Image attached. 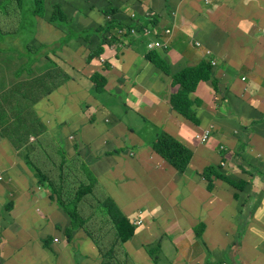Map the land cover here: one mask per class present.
I'll return each mask as SVG.
<instances>
[{
	"label": "crops",
	"instance_id": "0c3cea01",
	"mask_svg": "<svg viewBox=\"0 0 264 264\" xmlns=\"http://www.w3.org/2000/svg\"><path fill=\"white\" fill-rule=\"evenodd\" d=\"M121 2V19L133 17L137 29L104 45V53L89 63V50L81 43L82 56L68 55L71 60L64 62L59 56L41 58L37 51L23 57L24 40L17 27L29 7H0V27H15L0 31V164L15 166V173L27 166L35 179L27 154L36 149L43 154L47 147L40 149L42 144L53 145L76 164L83 182L95 186V202L111 198L128 220L131 216L134 249L126 250L134 264H149L145 249L155 244L160 247L159 263L162 256L173 254L169 264H264V0ZM148 9L155 12L151 18ZM25 59L27 65L22 64ZM203 62L214 72L212 81H200L193 94L195 125L173 110L171 98L179 86L167 74ZM48 72H53L49 85ZM95 72L107 79L98 95L92 93L90 80ZM29 79L43 91L52 85L59 89L39 97L41 113L26 116L15 96L36 100L26 94L23 82ZM62 99L66 105L53 119L50 112ZM16 110L27 120H15ZM206 131L211 132L209 142L201 144L198 137ZM162 133L192 151L188 177H180L153 151ZM210 166H221L225 175L242 181V192L219 180L209 192L202 173ZM10 175L2 182L16 205ZM14 215L8 226L0 227L4 249L15 247L13 259L0 252L2 264H25L21 248L31 243L37 228L34 215ZM87 219L92 239L87 246L93 245L87 250L97 251L92 259L100 264L105 255L98 245L113 236L114 226L101 212ZM137 221L140 227L133 223ZM200 225L205 231L198 240ZM39 231L45 236L44 228ZM54 247V259L41 258L42 264H65L63 247ZM218 250L226 252L223 258L209 259ZM28 262H37L32 253Z\"/></svg>",
	"mask_w": 264,
	"mask_h": 264
},
{
	"label": "trees",
	"instance_id": "16d2710c",
	"mask_svg": "<svg viewBox=\"0 0 264 264\" xmlns=\"http://www.w3.org/2000/svg\"><path fill=\"white\" fill-rule=\"evenodd\" d=\"M45 0H33V3L23 15L21 22V29H25L27 21L33 16L45 18L48 24L54 25L56 29L64 33L62 44L71 41H80L85 39L88 43H96L94 50H89L86 62L89 63L95 58H99L104 53V45L113 44L118 40L121 30L126 29L125 34L131 35V29L138 27L139 23L133 17H126L122 20L119 16L122 13L120 7L111 6L103 10L106 15V20L103 24H98L96 28L87 30H76L71 21L66 20V14L61 11V6L55 4L53 11L48 15L45 10ZM110 39V40H109ZM80 43V42H79ZM36 45V44H34ZM42 47H47L42 45ZM36 50V46H32ZM36 58L30 57L31 62H35ZM49 71V70H48ZM213 68L210 63H201L195 67L185 68L175 75L167 74L172 78L173 86H179V92L171 98V106L175 112L186 120L197 125L195 118L193 94L196 91L197 85L200 81H207L211 78ZM92 92L97 94L105 89L107 79L99 73H94L91 78ZM53 82V72H48L47 83ZM215 84V83H214ZM56 86H51L47 89L46 94L49 95L55 90ZM4 111L7 110L4 108ZM14 119L22 122L27 120L19 111H15ZM49 143L42 144L40 149H44ZM39 148V147H38ZM153 151L159 155L165 162L173 167L179 175L189 169L193 158L192 151L183 145L180 141L173 139L169 135L162 133L159 138L152 145ZM224 150L225 148H221ZM36 149L34 153H28L30 161L33 158L40 160L41 169L34 171L36 184L49 194L51 200H55L56 204L62 208L69 218L71 224L65 231V237L68 243L73 240V231L76 229H83L87 232L88 215L92 212L99 213L109 217L115 230L113 236L104 238L100 241L98 249L102 256L100 264H134L126 246L129 245L130 240L134 238L136 228L130 225L126 217L116 208L115 202L111 198L106 200H95V186L87 185L82 180L76 164L71 165L66 157H54L46 151L38 153ZM27 160V159H26ZM202 178L207 182V189L211 191L215 180L222 181L237 192L241 191L242 181H237L232 176L225 175L221 166H210L202 173ZM6 177L2 180L5 181ZM205 231V226L200 225L197 230L196 238L201 240ZM111 235V234H110ZM90 238V237H89ZM53 236L48 235V239L44 245L48 247L53 242ZM91 239V238H90ZM92 240V239H91ZM97 244V242H96ZM108 247L103 249V247ZM69 247H63V251ZM70 249V248H69ZM71 250V249H70ZM72 251V250H71ZM107 251V253H105ZM147 255L151 258L154 264H159L160 247L158 244L146 247ZM1 252V247H0ZM73 253H77L72 251Z\"/></svg>",
	"mask_w": 264,
	"mask_h": 264
},
{
	"label": "rangeland",
	"instance_id": "374dc122",
	"mask_svg": "<svg viewBox=\"0 0 264 264\" xmlns=\"http://www.w3.org/2000/svg\"><path fill=\"white\" fill-rule=\"evenodd\" d=\"M13 3H19L29 7L32 5L33 0H0V7L5 8L6 6ZM55 4L61 6V11L66 14V20L71 21L73 23V27L78 31L83 29L87 30L93 27L95 29L98 24H103L106 20V15L104 14L103 10L111 6H117L121 9H124L125 6L121 0H45L44 5L48 15L53 11V6ZM14 29L15 27L13 25L7 28L0 27V31H13ZM17 30L18 35L24 40L23 48L26 54L23 57H29L32 55V53H35V50L32 48V46H36L37 53L41 56V58H43V55H49V57L52 59L56 58V56H59L60 61L64 62L66 60L65 58H70L68 55L73 54V56L76 57L79 55V58L82 56V52L79 54L78 50L77 44H79V42L87 50H94L96 47V43L90 44L85 39H81L78 42L71 41L62 44L64 33L56 29L54 25L48 24L45 21V18L42 17H31L29 21H27L24 30L21 29V26L17 27ZM118 34L121 38H127L129 36L128 34L124 33ZM42 45H46L47 47H42ZM86 59L87 58H85V60ZM76 60L80 61L79 59ZM28 62L29 61L25 59L22 61V64L27 65ZM63 66L68 67V64L64 63ZM207 81H212V76ZM23 84L27 86L26 94L35 98L36 100L29 101L21 99L20 97L15 96V94L12 95L15 96V100L17 102L16 104L20 106L19 111L24 112L23 114L26 116L28 112L41 113L42 110L38 107L40 102L39 99L49 97L52 93L59 89L56 86L55 90L51 94L47 95V91L36 88L33 79L26 80L23 82ZM101 92H103V90L99 93ZM99 93L93 94L98 95ZM65 105L66 102L63 99L57 101L50 112V116L53 119H57ZM210 129L212 130L213 135H216L214 130L212 128ZM46 152L53 155L54 157L62 156V152L57 150L51 144L47 146ZM26 161L27 160L24 159V162ZM40 165V160L38 158L32 159L31 167L34 169V171H36V169L40 170ZM189 170L190 169H187L183 175H180V177H188L191 175V173L188 174ZM8 172L13 173V175H10V180L12 183V188L17 195L16 205L15 203L13 204L11 192L3 187L2 178L5 177ZM195 178L198 179V177ZM213 188L214 184L211 191L209 192H212ZM12 206L13 209L10 211L9 208ZM14 213L19 215H21V213H29L30 215H34L37 218L36 221H34V225L37 226V228L31 237V243H26L21 248L20 255L25 259V264H29V253H32L33 257L37 260V262L34 264H42L40 262L41 258L54 259V256L57 254V250L54 245L59 247H69L72 251L77 252L73 253L69 248L65 249L62 256V260L65 262V264H99L97 259H92L98 254L97 251L93 249L87 250V248L93 247V245L87 246L89 243H91V240L88 238V233L84 232L83 229L74 230L72 233V242H67L65 231L66 228L70 226L71 219L67 213L56 204L55 200H51L49 194L35 183V179L31 177L27 166L25 169H23V171L21 170V173H15V166H13L11 169H7L0 164V227L4 224H7L8 226L10 221L15 218ZM127 217L132 223L131 216L127 215ZM126 220L129 222L127 218ZM133 223L136 225V227H140L142 224L141 221ZM40 227L44 228L45 236L41 235L39 231ZM48 235H52L54 239L53 242L48 247H46L44 242L48 239ZM131 241L132 240H130V242ZM130 242L128 246L131 249H134L132 246L134 245L135 240L131 243ZM0 247L1 253H4L6 257L13 259V256H15V247L4 249L2 230L0 231ZM203 248L205 247L203 246ZM138 250L140 252L143 251L140 245L138 246ZM224 253H226L224 250L213 251L212 256L209 253V259L213 260L223 258ZM172 255L173 254H170L168 257L162 256L161 262L159 264H169ZM199 262L200 261L198 260V264H200ZM149 264H153L150 259ZM195 264H197V262H195Z\"/></svg>",
	"mask_w": 264,
	"mask_h": 264
},
{
	"label": "built area",
	"instance_id": "2783aa9c",
	"mask_svg": "<svg viewBox=\"0 0 264 264\" xmlns=\"http://www.w3.org/2000/svg\"><path fill=\"white\" fill-rule=\"evenodd\" d=\"M154 13H155V12L150 11L149 14H150V16H152V15H154ZM156 45H159V44L156 43ZM210 136H211V132H210V131H206V132L204 133V135L201 136V137H198V139L200 140V143H201V144H206V143L209 142V138H210Z\"/></svg>",
	"mask_w": 264,
	"mask_h": 264
},
{
	"label": "water",
	"instance_id": "95a60500",
	"mask_svg": "<svg viewBox=\"0 0 264 264\" xmlns=\"http://www.w3.org/2000/svg\"><path fill=\"white\" fill-rule=\"evenodd\" d=\"M153 12H154V11H153ZM149 13H150V10L148 9V10H147V16H148V18H151L153 15H152V16H150V14H149Z\"/></svg>",
	"mask_w": 264,
	"mask_h": 264
},
{
	"label": "clouds",
	"instance_id": "9594fccd",
	"mask_svg": "<svg viewBox=\"0 0 264 264\" xmlns=\"http://www.w3.org/2000/svg\"><path fill=\"white\" fill-rule=\"evenodd\" d=\"M4 178H5V177H3L2 180H3ZM0 264H2V263L0 262Z\"/></svg>",
	"mask_w": 264,
	"mask_h": 264
},
{
	"label": "flooded vegetation",
	"instance_id": "af4514ba",
	"mask_svg": "<svg viewBox=\"0 0 264 264\" xmlns=\"http://www.w3.org/2000/svg\"><path fill=\"white\" fill-rule=\"evenodd\" d=\"M0 262L2 263V259H0Z\"/></svg>",
	"mask_w": 264,
	"mask_h": 264
}]
</instances>
